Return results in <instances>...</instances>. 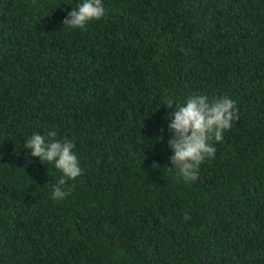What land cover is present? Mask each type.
<instances>
[{"label": "trees", "instance_id": "1", "mask_svg": "<svg viewBox=\"0 0 264 264\" xmlns=\"http://www.w3.org/2000/svg\"><path fill=\"white\" fill-rule=\"evenodd\" d=\"M82 2L0 0V264H264V0H102L63 25ZM193 94L238 119L186 181L163 104ZM49 131L82 169L63 200L24 148Z\"/></svg>", "mask_w": 264, "mask_h": 264}, {"label": "clouds", "instance_id": "2", "mask_svg": "<svg viewBox=\"0 0 264 264\" xmlns=\"http://www.w3.org/2000/svg\"><path fill=\"white\" fill-rule=\"evenodd\" d=\"M104 15L102 0H83L78 8L68 12L63 25L83 29L89 21L99 20ZM163 105L169 110L168 129L172 133L167 143L174 155L169 159L184 180L194 181L198 179L201 164L215 156L216 148L209 141L213 138L221 141L233 120L238 119L236 102L228 96L210 99L205 94H193L183 103H178L174 98H166ZM160 131L162 134L157 139L162 142L164 129ZM56 135L55 131H49L46 139L36 132L25 140L24 148L31 149L30 156L54 163L63 172L64 178L57 182L52 191L54 200H63L72 190L68 180H75L81 175L82 169L73 152L75 145L68 140L55 139ZM154 167H159V164H154Z\"/></svg>", "mask_w": 264, "mask_h": 264}]
</instances>
